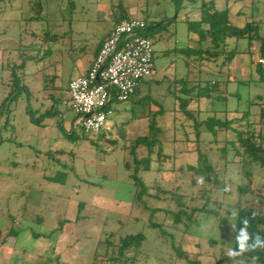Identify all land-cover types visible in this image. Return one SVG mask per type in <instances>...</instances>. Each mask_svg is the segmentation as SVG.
<instances>
[{
  "label": "rangeland",
  "instance_id": "rangeland-1",
  "mask_svg": "<svg viewBox=\"0 0 264 264\" xmlns=\"http://www.w3.org/2000/svg\"><path fill=\"white\" fill-rule=\"evenodd\" d=\"M35 1L0 0V140L6 141L0 144V241L11 229L19 232L0 249L2 256L10 248L6 264H111L108 259L112 251L106 250V238L114 235L119 241L139 233L146 236V242L142 249L145 255L139 257L138 264H187L175 252L180 245L190 258L198 257L202 264H245V256L229 255L236 239L237 195L226 196L222 211L212 206V213L197 216V223L188 232L186 226L175 227L172 214L179 210L180 201L190 208L198 205L192 197L202 181L188 170L189 165L197 164L196 133L192 123L185 120L175 94L188 97L171 82L187 74L178 49L189 45V26L184 20L198 19L195 6L183 9L176 18L172 0H121L133 19L167 22L164 39L154 40L157 73L143 81L134 99L112 105L105 126L108 140L91 135L93 142L73 143L64 138L56 122L70 132L75 115L65 108L71 98L69 83L93 61L99 41L116 21L120 0H41L42 9L34 7ZM240 7L244 14L237 17L235 25L256 21L264 35V0H244L234 12ZM39 10L41 17L32 20ZM43 32L49 38L37 45L39 40L32 41L31 34ZM49 35L55 38L51 40ZM240 44L242 51L248 50V40ZM20 51L36 59L29 61L21 74L31 97L23 92L6 105L11 72L2 69L1 62L6 67L19 63ZM206 69L204 79L209 82L227 79L218 70L210 71V66ZM235 77L237 82L230 83L227 91L238 92L239 96L200 99L194 107L201 111V119H226L227 115L231 119L251 110L255 129L264 131L259 105L264 107V81L255 73L244 75L242 71ZM51 94L58 103L60 118L34 122L33 117H40L52 104L48 99ZM194 107L192 104L189 109ZM152 123L161 128L159 138L165 154L171 157L160 171L157 155H153L151 170L140 171L147 185L162 189H150L154 197L144 198L150 207L147 209L135 201L130 147L135 138L149 133ZM201 133V151L223 170L224 159L217 151L223 140H234L235 134L229 131L215 137L205 128ZM228 168L230 190L235 192L239 167L230 162ZM194 179L199 181L195 187ZM255 200L247 197L241 203L245 206ZM153 208L170 212L152 213ZM153 222L163 225L175 240L161 235L151 226Z\"/></svg>",
  "mask_w": 264,
  "mask_h": 264
},
{
  "label": "trees",
  "instance_id": "trees-1",
  "mask_svg": "<svg viewBox=\"0 0 264 264\" xmlns=\"http://www.w3.org/2000/svg\"><path fill=\"white\" fill-rule=\"evenodd\" d=\"M172 1L176 7V18H178L184 8L195 6L198 0ZM40 2L41 0H36L34 7L42 9L43 7ZM201 2L202 4L200 8L202 11V17L199 20H192L189 17L184 20L188 23L190 33L195 34L197 39H191L188 46L178 49L180 56L185 59L184 63L185 68L187 69V74L180 78L175 77L171 82L175 84L177 89H179L181 95L188 97L183 99L184 97L181 98V96L175 94V97L178 98L179 101L180 110L185 116V120L192 123L196 133V141L194 140V142L197 145V164L189 165L188 170L193 174L200 176L202 181L200 183L201 186L196 188L197 190L194 192L195 196L192 197L193 200L198 202V205L190 208L187 203L180 201L177 204L179 210L177 212H172V214L175 227L179 228L181 225L186 226L185 232H188L190 226H192L193 223H197V216L203 213H212L215 209L212 206H219L218 209L222 211L223 205H225L224 201L226 196L237 195L239 204L236 207L237 209L235 213L236 237L239 235L240 229L244 226L243 221H247V231L252 238L249 243H252L257 236H259L261 240H264V131L263 129H255V124L251 122L250 119L252 115L251 110L243 112L241 117H234L231 119H221L216 116L201 119V111L199 109L191 110L189 108L190 105L197 103L201 98L213 97L214 91H216L214 84L204 79V72H207V66H210L212 63H219V66L221 67L228 65L237 55L251 52L258 42L260 43V59L264 60V35L262 34V26H260L258 22L252 21L244 27H238L231 22L228 10L219 11L214 9V6L211 3H207L204 0H201ZM116 6L118 12L113 28L122 21L133 19L129 12L125 10V7L122 6L121 0ZM41 15L42 11L39 10L37 14L35 13V15L31 17V19H39ZM144 22L147 26L142 32L143 36L151 39L153 43L155 39H164V28L167 24L165 20L155 23ZM50 37L51 40L55 38L54 36ZM31 38L32 41L37 38L36 40H39V43L36 44L39 45L45 44L49 37L46 38L45 33L43 32L42 35L33 33L31 34ZM106 38L107 37L99 41L95 52V58L99 54ZM242 40H248L249 42L247 51H242L240 49V43ZM95 58L93 59V62ZM33 60H36L33 55H26L20 51L19 63H13L12 65L9 63L7 64V67L4 64V69L7 68L11 72L8 83V90L10 91H8L9 94L5 98L4 104L9 105L11 101L16 100L23 92H28L29 97H31L30 89L23 83V76L21 74H23L26 64ZM93 62H91V65ZM263 71L264 65L260 63L257 69L260 81H264ZM139 89L140 87L129 100L134 99V97L138 95ZM48 99L49 101L53 100L52 104L44 111L41 109L42 114L40 117H33L34 122L40 124L41 119L60 118L58 115L61 114V112L58 110V103L54 100L52 94ZM259 105L262 106L260 109V120L261 124H263L262 126H264V107L261 104ZM109 106H111V104ZM65 108L70 109L75 115L69 133H66L60 122H56L58 127L61 128L65 139L72 140L73 143H80L84 140H90L93 142L94 140L91 138V135H96L97 139L108 140L105 136V129L99 133L91 134L84 131L82 123L77 124L80 116L74 112L71 99L69 102L65 103ZM159 112H163V109H160ZM204 128L215 137L229 131H232L235 134L234 140H223V144H221L217 151L220 154V157L224 159L223 170L217 169L209 159L208 155L201 151V131ZM149 129L148 134L135 138L130 147L134 164L131 178L133 179L137 191L135 201L144 205L147 209H150V207L146 204L144 198L153 199L154 197V195L150 193V189H162L161 186L158 185L154 187L147 185L140 177V171L151 170L153 155H157L156 163H158L160 171L163 170L164 164L171 157L170 155L165 154L159 138L161 128H159L156 123H152ZM5 142V140H0V144ZM140 153H142V155H140ZM230 162L237 164L239 167L237 173L240 176V181L235 192L230 190L231 185H229L230 182L228 181L230 175L227 170L229 169L228 166ZM198 183V180H193L194 187ZM256 184H258V186ZM216 190L218 196L215 195ZM220 190L223 193L221 196H219ZM247 197H255L256 200L252 204L243 206L241 200ZM158 210L167 211L162 208H153L152 213H156ZM151 226L154 229L159 230L161 235L169 237L172 241L175 240L173 234L168 233L163 229V225L153 222L151 223ZM18 234L19 232L17 230L11 229L8 236L3 241H0V247L6 243V240L9 237H17ZM114 237V235H111L105 240V244L107 245L106 250L112 251V255L108 259V262L114 264L115 261H123L127 264H138L139 257L145 255L142 253V249L146 242V236L143 233L127 235L121 237L119 241L115 240ZM233 250L239 252L237 239H235ZM175 252L177 257L187 262V264H202L198 257L196 259L190 258L185 251H183L181 245L175 247ZM240 254L245 256V264H264V247L249 249ZM146 260L148 261V257Z\"/></svg>",
  "mask_w": 264,
  "mask_h": 264
},
{
  "label": "built area",
  "instance_id": "built-area-1",
  "mask_svg": "<svg viewBox=\"0 0 264 264\" xmlns=\"http://www.w3.org/2000/svg\"><path fill=\"white\" fill-rule=\"evenodd\" d=\"M146 26L139 19L117 24L88 71L70 82L72 108L85 132H101L114 102L128 101L156 75L154 43L142 35Z\"/></svg>",
  "mask_w": 264,
  "mask_h": 264
},
{
  "label": "crops",
  "instance_id": "crops-1",
  "mask_svg": "<svg viewBox=\"0 0 264 264\" xmlns=\"http://www.w3.org/2000/svg\"><path fill=\"white\" fill-rule=\"evenodd\" d=\"M204 1L207 2V3H211L214 6L213 8L216 9V10H219V11L228 10L229 11L230 20H231V22L234 25H235L234 22L237 20V17L244 14L243 10L241 9V7L236 11V13L234 12V9H235L236 5H238L240 2H242L244 0H204ZM201 4H202L201 0H198L196 5H195V8H193L194 12H195L194 15H196V17L198 18L197 20H199L202 17V11H201V8H200ZM190 7H192V6H189V8ZM187 8L188 7L184 8V9L186 10ZM234 17H236V18H234ZM239 27H244V24L239 26ZM112 29H113V27H111V29L107 32L105 37H108L110 35ZM191 39L192 40H196L197 36L195 34L190 33L189 40H191ZM259 46L260 45L256 43V45L251 50V52H249V53L248 52L247 53H241V54L237 55L231 61L230 64L225 65L223 67L219 66V63H217V64L212 63L210 65V67H211L210 71L214 72L215 70H218V74L223 75V76H225L227 78L225 81L215 80V81L211 82L212 84H214V86H215L214 88H216V91H214V95H213L214 98H216L218 100H219V98L227 100V98L229 96H233V95L234 96H239L238 92L230 93V92L227 91L228 90V85L230 83H236L237 82V79L235 77V73L236 72L242 71L244 73V75H248V74L249 75H253L254 73L257 76L259 75L258 72H257L258 66H259L260 63H262L264 65V60L260 59V48H259ZM3 55H4V53H2V58H3ZM94 58H95V56H94ZM91 62H93V61H91ZM4 64H5V62L2 61L1 62V68L2 69H4V67H5ZM90 65H91V63H90ZM90 65L87 68L83 69V72H82L81 76L84 75L88 71ZM142 85L143 84L141 83L140 86H139L140 89L138 90V93L140 92V90L142 88ZM201 99H205V98H201ZM194 105H196V103H193V107H194ZM197 105H199V103H197ZM198 108H200V106H198ZM156 109L158 111L160 110V108H156ZM193 109H197V107L196 108L194 107ZM226 118H228V115H227ZM232 118H234V117H232ZM3 246H6V243L1 245L0 249ZM9 253H10V248H9V252H7V254L4 253V254H2V256H0V264H2V263L6 264L8 262L7 257L10 255Z\"/></svg>",
  "mask_w": 264,
  "mask_h": 264
},
{
  "label": "clouds",
  "instance_id": "clouds-1",
  "mask_svg": "<svg viewBox=\"0 0 264 264\" xmlns=\"http://www.w3.org/2000/svg\"><path fill=\"white\" fill-rule=\"evenodd\" d=\"M244 226L240 229L239 235L236 237L239 252L237 251H230V256H236L240 253H243L249 249H255L257 247H264V240H261L259 236L255 238V240L252 243H249V241L252 239L247 231V221H243Z\"/></svg>",
  "mask_w": 264,
  "mask_h": 264
}]
</instances>
